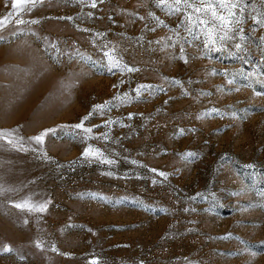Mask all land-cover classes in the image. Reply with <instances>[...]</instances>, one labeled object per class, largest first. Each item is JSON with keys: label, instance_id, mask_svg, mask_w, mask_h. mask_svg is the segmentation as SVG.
<instances>
[{"label": "rangeland", "instance_id": "1", "mask_svg": "<svg viewBox=\"0 0 264 264\" xmlns=\"http://www.w3.org/2000/svg\"><path fill=\"white\" fill-rule=\"evenodd\" d=\"M240 2L241 51L205 49L156 0L13 13L0 30V264H264V27L251 20L264 0ZM106 101L90 134L74 127ZM89 145L115 163L83 157Z\"/></svg>", "mask_w": 264, "mask_h": 264}, {"label": "snow or ice", "instance_id": "2", "mask_svg": "<svg viewBox=\"0 0 264 264\" xmlns=\"http://www.w3.org/2000/svg\"><path fill=\"white\" fill-rule=\"evenodd\" d=\"M41 0H12L11 8L13 9V13H23L25 11H31L33 8L40 3ZM97 0H92L91 7H96ZM158 7L167 8L169 11L175 12L179 14L180 24L186 26V31L192 32L193 29H199V32L203 36L202 44L205 49H210L211 51H222L225 49L229 43L235 48L236 51L243 50L244 42L247 40V37L244 34V28L242 27L244 23V9L246 5L240 2V0H156ZM13 13H9L7 17L0 18V30L7 29L6 21L11 20V16ZM152 16V13L148 14ZM69 19H71L69 17ZM144 19V17H141ZM251 20L254 25H259L260 27H264V14H257L251 16ZM32 24L38 23L36 20L30 21ZM26 21L23 19H16V25L25 24ZM200 39L201 37L198 35L196 37ZM2 39V37H0ZM261 40L264 41V37H261ZM181 52H183V48H181ZM103 55L108 59V67L109 71L112 70L113 67H119L120 62L118 58L115 57L114 53L109 50L105 51ZM181 59L184 62H187V59L181 56ZM129 73L136 71V69L128 66L126 69ZM252 74H249L248 78H251ZM225 76L227 73L225 72ZM124 81L121 80L120 83ZM178 83V82H177ZM227 83L231 85L233 83L232 79H228ZM114 88H118V85H113ZM150 85H137L135 91L136 96L139 97L141 92L145 89H150ZM239 89H237L238 91ZM255 95L260 96L264 95V93L255 92ZM114 99H118L121 103H126L131 97L128 93H123L122 95H118L114 97ZM109 101H106L103 105L97 104L93 106V110L88 112L83 119L74 125L76 129H83V132L86 134H90L92 132V127H85L84 121L88 120L89 117L94 115L97 110L100 111V114H104V109H106L109 105ZM214 111H218L215 110ZM128 117H132V113H128ZM113 121L106 120L104 121V126L108 127ZM93 127H99L98 125H93ZM54 129H46L44 132H41L40 135L33 137L37 142H42L44 136L48 132H53ZM88 137L86 136L85 139ZM106 138V135H105ZM8 144H13L15 146L14 141L12 139H7ZM83 157L88 158L92 157L98 159L101 163L113 164L115 161L108 159L103 155V153L99 149H94L91 145L85 147L81 154ZM189 156L193 155L192 153L188 154ZM136 163V161H133ZM151 171L156 172V169H151ZM160 176H166L165 173L159 172ZM261 195H264L262 193ZM26 206L25 204L17 203L15 207L20 208ZM46 204L40 205L39 210L43 211L46 208ZM40 243H37V247H40ZM56 249L53 247V251ZM0 251L4 253L11 252V248L8 245H5ZM252 255H255L253 253ZM95 264V260L92 262Z\"/></svg>", "mask_w": 264, "mask_h": 264}]
</instances>
